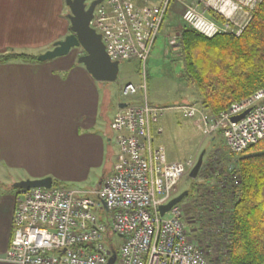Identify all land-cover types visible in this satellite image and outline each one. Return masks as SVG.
<instances>
[{
  "label": "built area",
  "instance_id": "1",
  "mask_svg": "<svg viewBox=\"0 0 264 264\" xmlns=\"http://www.w3.org/2000/svg\"><path fill=\"white\" fill-rule=\"evenodd\" d=\"M260 1L102 0L94 7L90 26L100 34L110 59L136 60L143 68L141 83L121 86V95L133 99L122 101L110 122L117 133L118 163L97 188L53 184L19 188L3 260L15 264H210L207 251L190 237L183 223L181 205L159 213V206L177 194L179 180L194 163L168 161L155 145V135L162 131L158 124L162 108L147 99L144 66L171 3L181 5L185 24L211 37L221 32L239 35ZM210 11L220 19L211 17ZM177 108L186 117L198 116L206 136L221 129L230 153H239L264 137V87L214 117L193 104ZM247 108L246 115L231 120ZM103 208L106 213L99 218ZM113 235L119 237L116 243Z\"/></svg>",
  "mask_w": 264,
  "mask_h": 264
},
{
  "label": "crops",
  "instance_id": "2",
  "mask_svg": "<svg viewBox=\"0 0 264 264\" xmlns=\"http://www.w3.org/2000/svg\"><path fill=\"white\" fill-rule=\"evenodd\" d=\"M65 6L64 0H0V53L38 55L51 48L69 31ZM77 54L0 62V176L11 177L14 188H0V264H15L2 259L12 234L13 182L45 176L64 180L55 175V164L75 153L84 163L92 157L113 160L93 185L97 188L118 163L117 133L110 122L121 101L77 62Z\"/></svg>",
  "mask_w": 264,
  "mask_h": 264
},
{
  "label": "trees",
  "instance_id": "3",
  "mask_svg": "<svg viewBox=\"0 0 264 264\" xmlns=\"http://www.w3.org/2000/svg\"><path fill=\"white\" fill-rule=\"evenodd\" d=\"M168 13L174 18L170 26L180 46L182 75L195 86L210 116L264 87V0L239 35L221 32L207 37L182 21L174 3L164 20ZM209 15L220 19L213 11ZM9 60L37 61V55L13 50L0 53V62ZM217 132L221 134V129ZM228 157L233 166L212 163L215 182L211 184L208 173L206 187L210 189L198 190L203 207L190 209L195 210L200 234L196 232L194 238L189 232L190 237L207 251L210 264H264V137L239 153L229 152ZM209 165L203 162L199 172ZM188 209L181 215L183 223Z\"/></svg>",
  "mask_w": 264,
  "mask_h": 264
},
{
  "label": "rangeland",
  "instance_id": "4",
  "mask_svg": "<svg viewBox=\"0 0 264 264\" xmlns=\"http://www.w3.org/2000/svg\"><path fill=\"white\" fill-rule=\"evenodd\" d=\"M89 1L86 0V2ZM185 1L187 2L189 0ZM65 9H67L66 6ZM174 9L180 16L182 10L181 5L179 3L174 4ZM173 21L174 18L168 13L146 60L144 66L145 91L148 101L152 105L162 108L158 122L162 131L155 135L154 142L165 154L166 159L168 161L184 163L190 159L195 163L198 155L203 151L202 164L203 162L210 164L203 171H198L194 178L188 176V173H186L181 177L177 185V194L182 190L190 191L181 199L179 204L183 209L189 208L186 212L187 219L184 223L188 232L196 238V232L200 234V231L196 227L195 210H191L190 207L194 206L196 210L200 209L199 206L202 202L197 199L198 190L206 187L208 181L206 174H211V184L215 182L213 178L216 172L212 171L213 166L211 164L214 163L217 166L226 164L231 167L233 166V159L228 157L229 152L223 142L221 134L216 131L211 135H204L202 132V123L198 116L186 117L177 108V105L180 104H193L198 106L203 114L210 116L201 106L200 100H198V91L195 86L186 83L182 75L184 64L180 53V46L177 45V37H175V32L170 26ZM76 51L80 53L81 49L78 48ZM142 70V66L136 60L120 61L116 79L104 81L106 83L105 85H107L106 88L110 90L111 98L113 97L114 100L117 99L121 102L132 100V97H124L121 95V86L126 82H132L134 84L141 83L143 79ZM114 152H116V148ZM113 157L115 156L113 155ZM112 162L113 160H108L107 162L104 161V163H101L100 158L92 157L88 162L85 161L84 163L75 153L70 158H68V155L64 156L55 164L56 167L54 169L55 175L63 177L64 180H54V182L66 187L91 189L111 169ZM10 178L6 175L0 176V181H2L0 188L3 185L9 187L8 182ZM9 188L14 189L12 187ZM206 189H210V185ZM201 206L203 207V204ZM104 213L106 211L103 208L98 212V217L101 218ZM112 240L116 243V241H119V237L113 235Z\"/></svg>",
  "mask_w": 264,
  "mask_h": 264
},
{
  "label": "water",
  "instance_id": "5",
  "mask_svg": "<svg viewBox=\"0 0 264 264\" xmlns=\"http://www.w3.org/2000/svg\"><path fill=\"white\" fill-rule=\"evenodd\" d=\"M101 0H64L68 7L66 15L69 21L68 33L59 40L53 42L52 47L37 55V60L43 61L54 57H59L75 51L80 48V53L77 54L76 60L83 64L87 72L97 80L112 81L116 79L118 73L119 62L111 60L104 50V45L101 41V36L90 26L93 9ZM124 103H119L118 107ZM249 108L242 112L231 116V120H238L244 116ZM203 151L198 155L193 167L188 173V176L196 177L198 170L202 164ZM52 178L45 176L42 178L23 179L13 182L15 188L29 187H50ZM188 193L183 190L178 195L171 198L167 203L159 206V213L163 215L172 205L181 201ZM104 205V204H103ZM105 206V205H104ZM114 256L109 257L108 262L113 261Z\"/></svg>",
  "mask_w": 264,
  "mask_h": 264
},
{
  "label": "bare ground",
  "instance_id": "6",
  "mask_svg": "<svg viewBox=\"0 0 264 264\" xmlns=\"http://www.w3.org/2000/svg\"><path fill=\"white\" fill-rule=\"evenodd\" d=\"M248 111H249V110H248ZM248 111H247V112H248ZM247 112H246L244 115H246V114H247ZM241 118H242V117H241Z\"/></svg>",
  "mask_w": 264,
  "mask_h": 264
},
{
  "label": "flooded vegetation",
  "instance_id": "7",
  "mask_svg": "<svg viewBox=\"0 0 264 264\" xmlns=\"http://www.w3.org/2000/svg\"><path fill=\"white\" fill-rule=\"evenodd\" d=\"M88 3V2H87Z\"/></svg>",
  "mask_w": 264,
  "mask_h": 264
}]
</instances>
